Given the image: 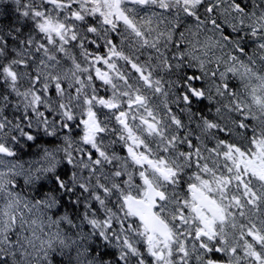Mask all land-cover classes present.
<instances>
[{"label": "clouds", "instance_id": "9594fccd", "mask_svg": "<svg viewBox=\"0 0 264 264\" xmlns=\"http://www.w3.org/2000/svg\"><path fill=\"white\" fill-rule=\"evenodd\" d=\"M261 142L264 0H0V264H264Z\"/></svg>", "mask_w": 264, "mask_h": 264}, {"label": "snow or ice", "instance_id": "6c2138e0", "mask_svg": "<svg viewBox=\"0 0 264 264\" xmlns=\"http://www.w3.org/2000/svg\"><path fill=\"white\" fill-rule=\"evenodd\" d=\"M42 29L47 30L48 28H53L54 26L50 23L48 25H42ZM258 148H260V152L258 154V159L253 161H241L242 164L245 165V167H251L253 171L258 172L261 175H264V142H261L258 144ZM0 150H3L0 148ZM226 155H230L227 154ZM160 171L165 176H169L171 174V170L167 169L165 167H160ZM147 199L143 201L144 209H143V218L148 223L149 227L152 228L154 232H159L161 236H163L166 240L171 237V232L168 230L167 225L163 223V221H160L158 218L154 216V214L151 211L152 207V201L155 199L156 196H162V193L155 192L154 190L149 187L148 192L146 193ZM193 198L194 200L200 201V205L196 206V212L200 215L204 228L200 230V232H204L205 229L208 230V233H211L213 223L216 219H223V213L222 211L215 205L213 201H210L207 199V197L204 195V193L199 189L193 186ZM201 206L206 207L207 210L211 213V216L205 215L204 212L201 211ZM95 223V222H93ZM199 234V233H197ZM248 238L250 240H260L264 241V230H257L253 231L252 227L248 230ZM153 237H149V243L150 248L149 250L152 251L153 245H152ZM250 247V246H249ZM180 251H184L183 247L180 248ZM235 251V249H233ZM158 260L162 259V253L154 252L153 253ZM249 255L257 256L259 258L258 254L254 251H249ZM211 264V262H210Z\"/></svg>", "mask_w": 264, "mask_h": 264}]
</instances>
